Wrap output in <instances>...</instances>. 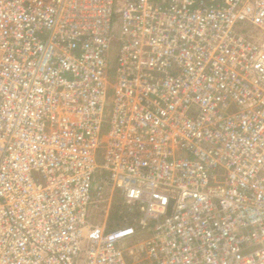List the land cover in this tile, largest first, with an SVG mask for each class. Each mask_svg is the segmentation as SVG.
Segmentation results:
<instances>
[{
	"label": "built area",
	"instance_id": "obj_1",
	"mask_svg": "<svg viewBox=\"0 0 264 264\" xmlns=\"http://www.w3.org/2000/svg\"><path fill=\"white\" fill-rule=\"evenodd\" d=\"M115 195L151 264H264V0H0V264H128Z\"/></svg>",
	"mask_w": 264,
	"mask_h": 264
},
{
	"label": "rangeland",
	"instance_id": "obj_2",
	"mask_svg": "<svg viewBox=\"0 0 264 264\" xmlns=\"http://www.w3.org/2000/svg\"><path fill=\"white\" fill-rule=\"evenodd\" d=\"M98 161L102 162V153L101 152H99ZM115 202H117V203H115ZM107 206L108 205H104V206L100 207V209H99L100 212H96L95 214H93V219L99 220L100 218H102L101 215L104 214L105 211L108 212V218L106 220V229L107 230L119 227L120 224H123L125 222H129V225L127 224L128 225L127 227H132L134 232H137L138 228L140 229L141 226L138 223L140 216H138V214H136L137 210L132 209V212H129V210L125 206L123 200H121L120 196H118V198H117L115 195L113 197V202L111 204V207L109 208ZM144 230L146 231L147 234H149L147 229H144ZM146 236H148V235H146ZM131 239H132V237H130L127 240V243ZM145 250H146V248L143 246V251H142V249H138V252L136 254L132 253V255L130 256V259L132 257V260H130V261L133 262L134 257H136V255L146 256L147 254H146ZM127 263L130 264L129 262H127Z\"/></svg>",
	"mask_w": 264,
	"mask_h": 264
},
{
	"label": "crops",
	"instance_id": "obj_3",
	"mask_svg": "<svg viewBox=\"0 0 264 264\" xmlns=\"http://www.w3.org/2000/svg\"><path fill=\"white\" fill-rule=\"evenodd\" d=\"M94 211V210H93ZM93 211L90 214V221L93 224L96 225H100V226H105L106 224V220L108 218V212L105 211L104 214H100L102 216V218H100L99 220H94L93 219ZM96 212H100L99 210L94 211V214ZM130 212V211H129ZM136 214H138V216H141V213L139 211L136 212ZM129 225V222H125L123 224H120L119 227H127ZM149 234L146 233L145 230L142 229V227H140V229L138 228L137 232L134 233V235L132 236V239L128 241V243H123L122 246L124 248V255L126 256V260L127 262H129L130 264H151V261L149 260V256L147 254V250L146 251V256L143 255H136V257H134V261L131 262L130 260H132V257L130 259V256L132 255V253L136 254L138 252V249H142L143 251V246L146 248L147 242L149 240V237L146 236Z\"/></svg>",
	"mask_w": 264,
	"mask_h": 264
}]
</instances>
